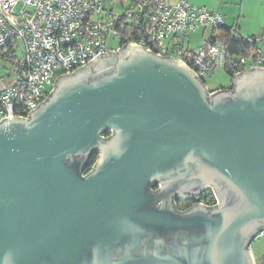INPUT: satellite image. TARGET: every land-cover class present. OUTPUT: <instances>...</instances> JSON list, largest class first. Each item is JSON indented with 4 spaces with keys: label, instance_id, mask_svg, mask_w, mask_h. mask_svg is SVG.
<instances>
[{
    "label": "water",
    "instance_id": "water-1",
    "mask_svg": "<svg viewBox=\"0 0 264 264\" xmlns=\"http://www.w3.org/2000/svg\"><path fill=\"white\" fill-rule=\"evenodd\" d=\"M206 187L216 205L176 209ZM261 229L264 67L211 91L127 43L0 121V264H255Z\"/></svg>",
    "mask_w": 264,
    "mask_h": 264
},
{
    "label": "built area",
    "instance_id": "built-area-1",
    "mask_svg": "<svg viewBox=\"0 0 264 264\" xmlns=\"http://www.w3.org/2000/svg\"><path fill=\"white\" fill-rule=\"evenodd\" d=\"M224 25L221 12L190 0L175 5L168 0H0V57L12 63V79L1 82L5 89L0 91V121L11 115L29 118L59 75L127 43L180 59L204 78L229 62L220 39ZM199 28H211L212 35L202 46L190 47L188 39ZM232 36L242 39L235 29ZM260 40L251 36L243 42L253 45ZM252 47L231 58L235 75L264 67V53ZM201 203L211 206L217 201ZM258 238H264V229L256 233Z\"/></svg>",
    "mask_w": 264,
    "mask_h": 264
},
{
    "label": "crops",
    "instance_id": "crops-1",
    "mask_svg": "<svg viewBox=\"0 0 264 264\" xmlns=\"http://www.w3.org/2000/svg\"><path fill=\"white\" fill-rule=\"evenodd\" d=\"M177 4L179 0H168ZM192 3L206 6L224 15L225 25L235 29L241 36H261L264 43V0H190ZM199 28L196 31L199 32ZM195 32V31H194ZM201 38L206 35V29L201 30ZM259 41V42H260ZM257 42V47L264 52L263 44ZM190 42V47L191 46Z\"/></svg>",
    "mask_w": 264,
    "mask_h": 264
},
{
    "label": "rangeland",
    "instance_id": "rangeland-1",
    "mask_svg": "<svg viewBox=\"0 0 264 264\" xmlns=\"http://www.w3.org/2000/svg\"><path fill=\"white\" fill-rule=\"evenodd\" d=\"M20 8H21V5L20 7L17 8V10H19ZM201 30H205V29H200V31ZM200 31L192 32L188 39V41H190L192 44L191 46L194 48L202 46L204 44L205 38H209L212 35L211 28L206 29L207 33L202 38H201ZM261 41L259 43H261V45L263 44V47H264V43ZM11 68H12V63L0 57V82L7 83L9 80L12 79L11 75H9V73L11 72ZM204 80L206 82L208 89H210L211 91H215L222 87L224 88L231 87L232 82H233V77H231L226 72L223 66H218L212 73L207 74L204 77ZM251 248H252L256 263L264 264V238L255 239L253 243L251 244Z\"/></svg>",
    "mask_w": 264,
    "mask_h": 264
},
{
    "label": "trees",
    "instance_id": "trees-1",
    "mask_svg": "<svg viewBox=\"0 0 264 264\" xmlns=\"http://www.w3.org/2000/svg\"><path fill=\"white\" fill-rule=\"evenodd\" d=\"M222 30H223L224 34L220 36V39L225 43V45L227 47V51H228V57H229L228 58L229 62L227 63L225 70L231 77H234L235 72L233 71V68H232L231 63H230L231 58H233L235 55L246 54L249 50H252L253 45H255V46H257V45H256V43L253 45L250 43H244L243 40H246V38L243 36H242V39H240V40L235 38L234 36H232L233 28H228V27H226V25H224V27H222ZM109 135L110 134H107V136H109ZM98 155H99V152H94L92 154V156L89 158L88 166L86 168L85 173H88L93 168V166L95 165L96 160L98 158ZM203 197H205V198H203ZM201 199H204L205 201H209V200L215 201V195L212 192H209V193L206 192L202 195ZM193 202H194V198L180 199L179 203L174 204V205H175L176 209L179 210L180 207H184V208L191 207Z\"/></svg>",
    "mask_w": 264,
    "mask_h": 264
},
{
    "label": "flooded vegetation",
    "instance_id": "flooded-vegetation-1",
    "mask_svg": "<svg viewBox=\"0 0 264 264\" xmlns=\"http://www.w3.org/2000/svg\"><path fill=\"white\" fill-rule=\"evenodd\" d=\"M153 188H152V190H154V191H156V190H158L159 189V183H153ZM209 193V192H212L213 193V191H212V189L210 188V187H206L204 190H203V193H201V194H199V195H191V194H188V193H186V194H184V195H179V194H176L175 196H174V204H178L179 203V201H180V199H191V198H194V202L192 203V206L194 205V204H197V203H201V201H203L204 199H201L202 198V195L204 194V193ZM203 198H205V197H203ZM187 208H189V207H187ZM187 208H184V207H180L179 208V210L180 211H183V210H185V209H187Z\"/></svg>",
    "mask_w": 264,
    "mask_h": 264
}]
</instances>
